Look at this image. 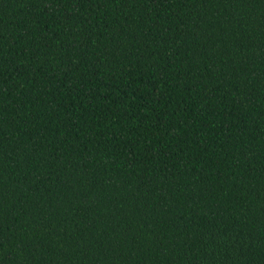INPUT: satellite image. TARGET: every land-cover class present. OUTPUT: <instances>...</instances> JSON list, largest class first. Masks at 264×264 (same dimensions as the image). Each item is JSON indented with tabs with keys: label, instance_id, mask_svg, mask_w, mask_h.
I'll return each instance as SVG.
<instances>
[{
	"label": "trees",
	"instance_id": "obj_1",
	"mask_svg": "<svg viewBox=\"0 0 264 264\" xmlns=\"http://www.w3.org/2000/svg\"><path fill=\"white\" fill-rule=\"evenodd\" d=\"M0 264H264V0H0Z\"/></svg>",
	"mask_w": 264,
	"mask_h": 264
}]
</instances>
